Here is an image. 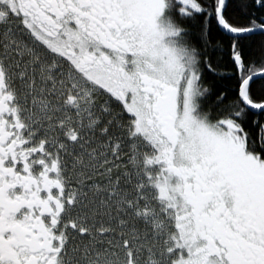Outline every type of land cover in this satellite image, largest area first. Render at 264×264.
Segmentation results:
<instances>
[{
    "label": "snow or ice",
    "instance_id": "obj_1",
    "mask_svg": "<svg viewBox=\"0 0 264 264\" xmlns=\"http://www.w3.org/2000/svg\"><path fill=\"white\" fill-rule=\"evenodd\" d=\"M0 264H264V0H0Z\"/></svg>",
    "mask_w": 264,
    "mask_h": 264
},
{
    "label": "trees",
    "instance_id": "obj_2",
    "mask_svg": "<svg viewBox=\"0 0 264 264\" xmlns=\"http://www.w3.org/2000/svg\"><path fill=\"white\" fill-rule=\"evenodd\" d=\"M222 83L227 84V81L225 80V81H223Z\"/></svg>",
    "mask_w": 264,
    "mask_h": 264
}]
</instances>
